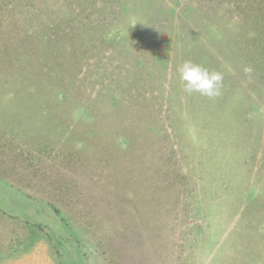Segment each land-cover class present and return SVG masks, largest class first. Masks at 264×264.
<instances>
[{"label": "rangeland", "instance_id": "1", "mask_svg": "<svg viewBox=\"0 0 264 264\" xmlns=\"http://www.w3.org/2000/svg\"><path fill=\"white\" fill-rule=\"evenodd\" d=\"M0 264H264V0H0Z\"/></svg>", "mask_w": 264, "mask_h": 264}, {"label": "clouds", "instance_id": "2", "mask_svg": "<svg viewBox=\"0 0 264 264\" xmlns=\"http://www.w3.org/2000/svg\"><path fill=\"white\" fill-rule=\"evenodd\" d=\"M183 91L189 95L199 93L207 98H215L221 95L223 87V73L210 71L201 64L191 60L183 61L177 68ZM243 71L250 74L253 69L244 67Z\"/></svg>", "mask_w": 264, "mask_h": 264}]
</instances>
